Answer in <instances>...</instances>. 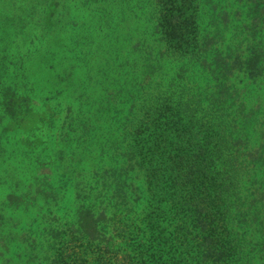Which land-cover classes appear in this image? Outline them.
<instances>
[{
    "label": "trees",
    "instance_id": "trees-1",
    "mask_svg": "<svg viewBox=\"0 0 264 264\" xmlns=\"http://www.w3.org/2000/svg\"><path fill=\"white\" fill-rule=\"evenodd\" d=\"M54 1L7 89L47 113L55 187L0 114V264H264V0Z\"/></svg>",
    "mask_w": 264,
    "mask_h": 264
},
{
    "label": "rangeland",
    "instance_id": "rangeland-1",
    "mask_svg": "<svg viewBox=\"0 0 264 264\" xmlns=\"http://www.w3.org/2000/svg\"><path fill=\"white\" fill-rule=\"evenodd\" d=\"M10 1L8 9L1 8L0 5V16L4 18L0 20V78L6 83L5 86H0V114L6 117L2 139L5 142L12 136L17 138L16 143L10 144L7 151L11 155L17 154L22 161L29 165L35 174L32 181L38 190L44 193L48 188L55 187L56 134L46 125L47 113L44 108L32 102L30 97L25 99L18 93L12 97L7 85L12 87L13 83L18 80H14L15 75L28 74L35 70L40 62L49 59L47 57L43 60L44 57L40 56V50L33 55L37 57L35 60H30L31 57H22L23 53H16L22 41L21 38L35 36L40 39L42 37L40 34L46 36L53 19L58 14H65V12L56 6L54 0L48 3L38 0V4L34 0H21V10L18 9L20 4L17 3V0ZM15 16H18L21 21L13 20ZM12 21L15 29L23 28L22 33L20 31L21 34H17L18 37L15 34L18 32H15L14 28L10 26ZM9 60L15 67L8 66ZM13 70L16 71L12 72ZM63 163L64 161L61 160L60 168Z\"/></svg>",
    "mask_w": 264,
    "mask_h": 264
}]
</instances>
